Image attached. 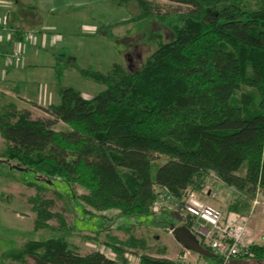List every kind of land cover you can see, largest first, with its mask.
Masks as SVG:
<instances>
[{
    "label": "trees",
    "instance_id": "obj_1",
    "mask_svg": "<svg viewBox=\"0 0 264 264\" xmlns=\"http://www.w3.org/2000/svg\"><path fill=\"white\" fill-rule=\"evenodd\" d=\"M134 1L141 21L158 20L172 39L160 41L136 72H84L106 89L93 98L62 89L59 105L42 107L47 117L14 103L0 107L1 160L47 183L60 179L73 192L82 187L77 198L85 206L120 217L154 212L163 189L183 204L215 177L239 192L227 207L239 213V204L264 194V0H168L177 8L165 13L150 0ZM6 27L24 37L12 19ZM60 123L65 128L55 129ZM37 202L30 240L2 253L0 264H131L128 255L139 264H186L133 250L134 236L113 240L116 257L81 254L70 243L75 224ZM53 218L58 230L48 224ZM195 223L187 216L183 225ZM241 260L264 264V243Z\"/></svg>",
    "mask_w": 264,
    "mask_h": 264
},
{
    "label": "rangeland",
    "instance_id": "obj_2",
    "mask_svg": "<svg viewBox=\"0 0 264 264\" xmlns=\"http://www.w3.org/2000/svg\"><path fill=\"white\" fill-rule=\"evenodd\" d=\"M150 1L160 6L163 13L177 8L168 0ZM8 11L14 25L24 34H34L20 43L23 57L12 68L19 72L23 83L18 94L24 97L21 102L14 100V104L32 110L35 118L48 116L42 107L61 103L62 89L74 88L85 98H93L106 89V85L85 77L84 72L109 74L115 66L136 72L157 50L160 41L173 37L158 20L141 21L142 10L134 0H0L3 21ZM6 28L2 35L9 34ZM30 100L47 105L38 106ZM7 103L9 100L0 99V107ZM64 128L61 123L55 126L57 130ZM4 147L0 134V155ZM1 159L0 156V260L2 253L24 246L30 240V233L36 228L38 199L50 202L48 210L64 216L68 225L75 224L70 243L81 254L96 250L116 257L111 248L113 240L126 241L130 236L140 242L133 250L141 254L171 259L177 254L169 228L181 227L184 217L175 207L130 217H120L116 210L97 212L77 198L86 193L82 187L75 186L73 192V187L60 179L47 183L33 171H21L17 162L11 161L13 165H9ZM192 193L223 215L228 204L239 197L235 188L215 177L208 180L203 192ZM239 208V213L249 218L254 234L262 240L264 194L258 192L253 200L239 204ZM48 224L59 229L56 218Z\"/></svg>",
    "mask_w": 264,
    "mask_h": 264
},
{
    "label": "built area",
    "instance_id": "obj_3",
    "mask_svg": "<svg viewBox=\"0 0 264 264\" xmlns=\"http://www.w3.org/2000/svg\"><path fill=\"white\" fill-rule=\"evenodd\" d=\"M7 21L0 18V42ZM34 36L33 33H25L24 38ZM20 43L16 42L12 49L6 53L0 51V57H3L7 66H12L21 62L23 52ZM176 196L167 189L159 192L153 211L159 213L164 210H171L175 207L182 214L184 220L187 216H192L198 222L196 233L199 236L201 245L210 248L214 255L212 260H193L194 252L185 248L180 261L186 264H235L236 261L246 257L251 248L256 245V238L250 228L249 218L243 215L233 214L225 216L219 210L201 202L197 196L190 192L186 195L184 203L177 201ZM173 234V230L169 228ZM207 249V248H206ZM131 264H139L138 256L128 255Z\"/></svg>",
    "mask_w": 264,
    "mask_h": 264
},
{
    "label": "crops",
    "instance_id": "obj_4",
    "mask_svg": "<svg viewBox=\"0 0 264 264\" xmlns=\"http://www.w3.org/2000/svg\"><path fill=\"white\" fill-rule=\"evenodd\" d=\"M6 21H8L9 19H11V12L8 11L6 12ZM2 17V16H1ZM6 28V27H5ZM6 30H9V34L6 35H3V40L0 42V51L2 53H6L8 51H10L13 47V44L18 42V43H22L24 41H26V38L22 37V39L18 40L14 34H13V30L12 29H9V28H6ZM5 31V30H4ZM24 64V63H23ZM21 68V66H20ZM18 68V69H20ZM17 68H12V66H7L3 57H0V99L2 100H9V103H14V100L15 101H20L22 99H24V97H21L18 93H19V87L22 85V81L20 80V77H19V72L16 70ZM21 71V70H20ZM21 99V100H20ZM11 101V102H10ZM28 102V101H27ZM31 103H33V101L30 100ZM35 105H38V106H46V105H39L37 103H33ZM229 205V204H228ZM228 207V206H227ZM227 207L225 208V210L227 211ZM235 215V214H238V215H243L241 213H238V212H230V213H225V215L227 216H230V215ZM185 226V225H184ZM198 226V222H196L192 228H189L188 229L190 230L191 234L196 237V239L200 242L199 240V236L197 235L196 233V228ZM187 228V226H186ZM171 229V227H170ZM253 232V230H252ZM254 234V232H253ZM255 235V238H256V244L257 245H262L264 243V238L262 240H260V238H257V235ZM174 240L176 241V252L177 254L175 255L174 258H168L165 256V258H168V259H171V260H174V261H180V257L181 255L183 254L184 252V245L181 244L175 237H174ZM203 246V245H202ZM173 256V255H172ZM202 259H205V260H208L207 257L205 256H202L200 254H198L197 252H194V256L192 258V261L193 260H202ZM209 260H212V258H210ZM252 264V263H255L254 261H242V260H239V261H236L235 264Z\"/></svg>",
    "mask_w": 264,
    "mask_h": 264
},
{
    "label": "water",
    "instance_id": "obj_5",
    "mask_svg": "<svg viewBox=\"0 0 264 264\" xmlns=\"http://www.w3.org/2000/svg\"><path fill=\"white\" fill-rule=\"evenodd\" d=\"M171 229L173 230L174 237L184 245L185 248L197 252L198 254L205 256L207 258H213L214 255L212 252L208 249H206L204 246L201 245V243L194 237L190 230L186 228V226L182 225L179 228H175L174 226H171Z\"/></svg>",
    "mask_w": 264,
    "mask_h": 264
}]
</instances>
